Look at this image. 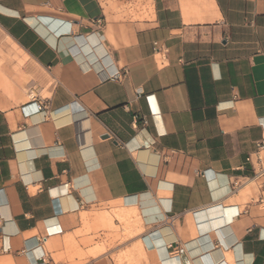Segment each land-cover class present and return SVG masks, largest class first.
<instances>
[{
  "label": "crops",
  "instance_id": "crops-1",
  "mask_svg": "<svg viewBox=\"0 0 264 264\" xmlns=\"http://www.w3.org/2000/svg\"><path fill=\"white\" fill-rule=\"evenodd\" d=\"M0 30L52 80L0 107V264H264V0H0Z\"/></svg>",
  "mask_w": 264,
  "mask_h": 264
},
{
  "label": "rangeland",
  "instance_id": "rangeland-1",
  "mask_svg": "<svg viewBox=\"0 0 264 264\" xmlns=\"http://www.w3.org/2000/svg\"><path fill=\"white\" fill-rule=\"evenodd\" d=\"M52 80L22 54L0 30V107L45 99Z\"/></svg>",
  "mask_w": 264,
  "mask_h": 264
},
{
  "label": "built area",
  "instance_id": "built-area-1",
  "mask_svg": "<svg viewBox=\"0 0 264 264\" xmlns=\"http://www.w3.org/2000/svg\"><path fill=\"white\" fill-rule=\"evenodd\" d=\"M117 75V74H116ZM116 75H114V76H116ZM42 109V106H38L37 108H36V110H41ZM260 175H261V177L264 179V171H262L261 173H260ZM262 187L264 188V182H263V184H262Z\"/></svg>",
  "mask_w": 264,
  "mask_h": 264
}]
</instances>
